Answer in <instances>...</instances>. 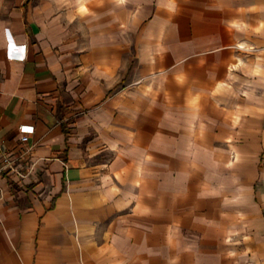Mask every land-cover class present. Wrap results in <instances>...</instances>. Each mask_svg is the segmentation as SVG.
Here are the masks:
<instances>
[{"label":"crops","instance_id":"obj_1","mask_svg":"<svg viewBox=\"0 0 264 264\" xmlns=\"http://www.w3.org/2000/svg\"><path fill=\"white\" fill-rule=\"evenodd\" d=\"M42 8L0 0V165L6 155L11 161L0 174V264H56V249L76 264L74 232L130 233L136 203L151 199L150 154L164 162L171 139L178 202L184 183L194 186L179 155H190L185 169L197 168L193 154L205 146L213 152L216 139L228 152L239 139L238 169L258 168L264 0H111V21L132 35L126 61L122 34L95 35L94 50L77 53ZM94 16L101 25L102 14ZM200 138L209 149L199 147ZM152 182L164 187L153 202L165 201L166 175ZM159 213L166 217V209ZM86 249L97 257L103 250ZM127 251L125 264H145Z\"/></svg>","mask_w":264,"mask_h":264},{"label":"rangeland","instance_id":"obj_2","mask_svg":"<svg viewBox=\"0 0 264 264\" xmlns=\"http://www.w3.org/2000/svg\"><path fill=\"white\" fill-rule=\"evenodd\" d=\"M32 1L44 7L42 9H45L46 18L56 17V23L62 27L61 33L66 35L77 53L93 51L95 35L110 36L117 32L124 36V40L119 39L118 42L119 49L123 51V60L126 61L127 55L132 56L130 31L120 23L121 20L117 25L112 22L109 8L105 9L111 0ZM100 5L104 9L99 10ZM100 13V17H103L101 25L94 16ZM79 14L85 16L80 18ZM102 45L103 50H110V42L103 40ZM181 140L178 139V142ZM171 141L168 146L171 152L164 155V162L153 161L159 154H150L149 169L156 176L149 177V185L145 188L149 190L146 192L151 199L136 203L134 209L137 211L129 219L133 225L130 226V233L110 235L96 232V228L91 232H74L70 235L73 245L70 257L75 260L74 263L86 264L88 261L91 264H125L124 252L133 250L134 256L145 264H264V154H258V168L255 171L238 169L240 164L235 158L234 142L238 144L239 139H231L233 146L230 152L224 150L222 139L215 140L214 151L211 153H206V146H203L205 151L199 148L200 152L193 154L194 158L198 157V167L194 164L192 170L185 169L190 155H179V159L182 156L184 162L183 175L192 177L193 174L194 186L184 183L183 195L179 196L182 200L178 202L175 188L179 189L180 186L173 183L176 170L179 169L174 168L177 156L172 151L174 139ZM182 144L185 145V140ZM202 144L207 145V140L200 138L199 147ZM110 158L111 155H107L104 160ZM140 170L144 171L143 168ZM163 174L167 181L166 199L153 202L158 190L163 196L164 187L161 185L159 189L152 181L157 178L159 180V175ZM125 179L122 177L121 182ZM141 189L140 185L134 190L140 194ZM159 209H166L165 218L159 216ZM112 220L114 218L104 219L103 226L97 227L104 229L106 223ZM62 237L58 235L55 241L62 242ZM87 245H102L103 250L97 257L93 249H86ZM125 248L126 251H123ZM53 252L58 261L56 264H66V252L62 249Z\"/></svg>","mask_w":264,"mask_h":264},{"label":"built area","instance_id":"obj_3","mask_svg":"<svg viewBox=\"0 0 264 264\" xmlns=\"http://www.w3.org/2000/svg\"><path fill=\"white\" fill-rule=\"evenodd\" d=\"M18 57L21 58V59H23L25 57V53H22V55H19V56L9 55V58L10 59H16ZM23 132H24V134L21 136L20 139H21V141H26L27 138H28V136H27V133H26L25 130H23ZM2 150L4 151L5 149H2ZM10 162L11 161H10V159H9V157L7 155L2 158V164L0 165V174L7 167H10Z\"/></svg>","mask_w":264,"mask_h":264}]
</instances>
